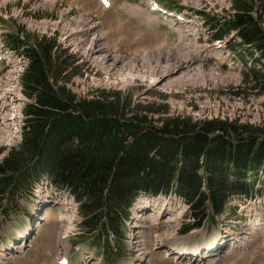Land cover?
I'll list each match as a JSON object with an SVG mask.
<instances>
[{
  "label": "rangeland",
  "instance_id": "rangeland-1",
  "mask_svg": "<svg viewBox=\"0 0 264 264\" xmlns=\"http://www.w3.org/2000/svg\"><path fill=\"white\" fill-rule=\"evenodd\" d=\"M154 1L155 6L149 0H111L109 5L103 0H0V28L6 38L19 29L54 37L56 55L75 57L61 83L77 96L131 89L139 100L167 102L175 114L238 117L264 125V66L245 53L234 32L212 40L197 14L229 12L233 0ZM256 5L258 17L261 5ZM21 70L7 73L6 81L25 94ZM22 105L10 102L0 108V148L22 139ZM262 193L244 205L237 201L239 217L209 219L190 231L182 229L186 206L181 200L141 195L123 240L117 243L111 234L100 244L93 236L81 237V215L52 196L22 199L18 207L7 203L0 208V264H60V257L65 264H264ZM64 228L71 231L69 241L61 238ZM208 242L218 247L206 249ZM179 247L188 253H178ZM195 247L206 253L195 258L189 253Z\"/></svg>",
  "mask_w": 264,
  "mask_h": 264
},
{
  "label": "trees",
  "instance_id": "trees-1",
  "mask_svg": "<svg viewBox=\"0 0 264 264\" xmlns=\"http://www.w3.org/2000/svg\"><path fill=\"white\" fill-rule=\"evenodd\" d=\"M199 13L212 40L234 32L264 66V0H233L229 12ZM21 32L7 37L29 57L22 73L29 101L21 141L0 148V208L18 207L48 175L79 202L81 237L100 244L112 234L119 243L140 195L181 200L182 229L190 231L236 212L229 202L255 198L259 183L264 190V125L175 114L167 102L139 100L131 89L77 96L61 83L74 55H56L54 37Z\"/></svg>",
  "mask_w": 264,
  "mask_h": 264
},
{
  "label": "bare ground",
  "instance_id": "bare-ground-1",
  "mask_svg": "<svg viewBox=\"0 0 264 264\" xmlns=\"http://www.w3.org/2000/svg\"><path fill=\"white\" fill-rule=\"evenodd\" d=\"M150 4L154 5L155 4V1L154 0H149ZM151 18V17H150ZM153 18V17H152ZM151 18V19H152ZM9 55H11V61H10V69L7 71V73H10L8 75H10L14 69H21V73H20V77H19V80L21 79V75L22 73L25 71L27 65H28V62H29V59L27 57H25L24 55H17V54H14L13 52H11ZM114 62V61H113ZM12 69V70H11ZM6 73V74H7ZM6 74H4V78L0 81V108L3 109L5 107H7L9 105L10 102H16V103H25V97L23 96V93L22 94H18L14 91V89H12L11 87H9V85L7 84V81H6ZM21 83V81H20ZM20 88H21V91H23L22 89V86L20 84ZM12 95H14V98H12ZM21 101V102H20ZM23 106V105H22ZM21 117H19L20 121H21ZM1 119V118H0ZM4 119V118H3ZM6 119V118H5ZM9 120H12L13 118H8ZM3 121V120H2ZM37 191L40 192V195L42 198H49V189H48V186H47V180L46 179H41V181L39 182L38 186H37ZM70 197L67 198V196L64 197V199H69ZM72 200V199H70ZM142 207H145V204L142 206ZM64 212L65 213H68L69 212V208H66L64 209ZM65 218H67V216H65ZM66 229V228H65ZM64 230V229H63ZM66 232V230H64L62 232V234ZM242 237V236H241ZM244 239V238H243ZM236 240V239H235ZM215 242V241H214ZM208 244H210L208 247H206V249H209V248H212L213 247V242H209ZM219 244V243H218ZM178 253L184 255L185 253H188V252H184L183 249H181L179 247V249L177 250ZM205 252V248H203V250H200L199 247H195L194 249L190 250V254L194 255V257H201V255ZM206 253V252H205ZM0 256H3V255H0ZM187 257V256H186ZM189 258H193V256H188ZM61 259H65V257H60V264H63V261ZM198 260V259H197Z\"/></svg>",
  "mask_w": 264,
  "mask_h": 264
},
{
  "label": "water",
  "instance_id": "water-1",
  "mask_svg": "<svg viewBox=\"0 0 264 264\" xmlns=\"http://www.w3.org/2000/svg\"><path fill=\"white\" fill-rule=\"evenodd\" d=\"M218 253V252H217ZM216 254V253H215Z\"/></svg>",
  "mask_w": 264,
  "mask_h": 264
}]
</instances>
